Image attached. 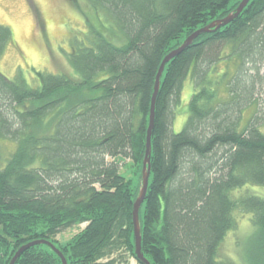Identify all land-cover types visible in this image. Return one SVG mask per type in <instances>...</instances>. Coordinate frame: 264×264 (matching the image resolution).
Masks as SVG:
<instances>
[{"label":"trees","instance_id":"obj_1","mask_svg":"<svg viewBox=\"0 0 264 264\" xmlns=\"http://www.w3.org/2000/svg\"><path fill=\"white\" fill-rule=\"evenodd\" d=\"M241 1L83 0L123 33L122 46L96 34L71 57L78 78L40 74L34 88L0 73V264L36 241L53 243L67 264L137 260L133 210L161 63ZM12 36L0 23V57ZM222 61L232 64L214 80ZM263 70L264 0H251L231 24L200 36L166 65L140 210L150 264H237L222 259L220 249L242 211L255 230L241 264H264V117L255 99ZM189 78V118L176 134L172 124ZM243 106H256L244 125ZM1 141L11 143L8 156ZM82 226L70 240L56 239ZM16 264L63 262L39 244Z\"/></svg>","mask_w":264,"mask_h":264},{"label":"rangeland","instance_id":"obj_2","mask_svg":"<svg viewBox=\"0 0 264 264\" xmlns=\"http://www.w3.org/2000/svg\"><path fill=\"white\" fill-rule=\"evenodd\" d=\"M98 12L83 0H0V23L8 26L13 33L12 41L0 57V73L10 80L20 77L31 88L39 86L40 74H69L78 78L71 57L77 49L89 45L96 34L109 38L119 47L126 42L123 33L108 20L104 12ZM219 64L214 80L226 71V64L232 63L222 61ZM263 89L260 88L255 95L261 117H264ZM192 95L193 81L189 78L184 84L182 102L176 109L172 124L176 134L187 124ZM255 110L256 106L242 107L243 125ZM1 147L4 156H8L11 143L1 141ZM129 162L126 160V163ZM121 171L131 176L127 169L122 168ZM237 220V227L227 235L221 246L220 256L229 262L241 264L242 252L255 228L252 215L247 212H237ZM84 227L65 231L56 239L68 241ZM126 260L127 264H139L133 257H126Z\"/></svg>","mask_w":264,"mask_h":264},{"label":"water","instance_id":"obj_3","mask_svg":"<svg viewBox=\"0 0 264 264\" xmlns=\"http://www.w3.org/2000/svg\"><path fill=\"white\" fill-rule=\"evenodd\" d=\"M251 2V0H242L236 11L230 13L224 18L218 19L209 25L195 31L192 35H190L184 43L176 50L169 53L162 61L161 66L159 68L155 86H154V94L152 97L151 102V114H150V124L147 132V143H146V152H145V159L143 162V177H142V186L139 192V196L134 204V210H133V225H134V236H135V254L137 260L140 262V264H150V262L145 258L143 252H142V229H141V222H140V210L142 205L144 204L146 200V196L149 189V183H150V174H151V156H152V136H153V130L155 126V119H156V104H157V98L159 95L160 87H161V79L165 70V67L167 64H169L174 58L180 56L182 53H184L186 50H188L196 39H198L200 36L204 34H210L214 31H217L223 27H226L227 25L231 24L234 20H236L243 10L248 6V4ZM39 244H46L52 250L59 255L61 258L63 264H67V260L64 257V255L60 252L59 249H57L53 243L46 242V241H36L29 243L25 246H23L15 255L13 260L10 264H16V261L18 258L22 255L24 251L27 249L39 245Z\"/></svg>","mask_w":264,"mask_h":264}]
</instances>
